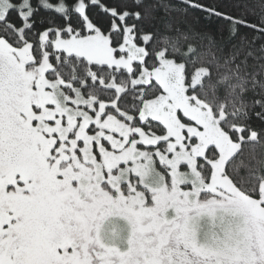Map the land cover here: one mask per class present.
Returning <instances> with one entry per match:
<instances>
[{
  "label": "snow or ice",
  "instance_id": "6c2138e0",
  "mask_svg": "<svg viewBox=\"0 0 264 264\" xmlns=\"http://www.w3.org/2000/svg\"><path fill=\"white\" fill-rule=\"evenodd\" d=\"M0 264H264V0H0Z\"/></svg>",
  "mask_w": 264,
  "mask_h": 264
}]
</instances>
